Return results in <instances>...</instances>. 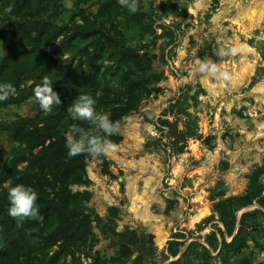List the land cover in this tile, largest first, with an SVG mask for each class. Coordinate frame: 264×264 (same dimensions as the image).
Returning <instances> with one entry per match:
<instances>
[{
  "label": "rangeland",
  "instance_id": "374dc122",
  "mask_svg": "<svg viewBox=\"0 0 264 264\" xmlns=\"http://www.w3.org/2000/svg\"><path fill=\"white\" fill-rule=\"evenodd\" d=\"M104 1L60 5L70 19L79 7L98 15ZM6 2L0 24L10 15ZM133 15L118 17L120 26L131 47L154 56L160 80L119 124L121 139L105 156L108 172L99 158H87V182L70 188L94 222L76 262L65 263L264 264V215L246 218L253 241L241 254L223 248L219 235L218 251L209 246L214 226L223 228L215 205L243 195L264 166V0H138ZM4 47L0 42V56ZM221 48L232 52L221 57ZM202 60L230 73V81L197 71ZM40 112L31 99L3 120ZM13 150L0 135V172L15 160ZM259 181L264 185V174ZM257 209L241 210L238 220Z\"/></svg>",
  "mask_w": 264,
  "mask_h": 264
},
{
  "label": "trees",
  "instance_id": "16d2710c",
  "mask_svg": "<svg viewBox=\"0 0 264 264\" xmlns=\"http://www.w3.org/2000/svg\"><path fill=\"white\" fill-rule=\"evenodd\" d=\"M60 1L7 0L10 15L0 24V42L5 45L0 56V82L12 83L17 90L15 96L0 102V135L7 134L15 143V160L0 172V264H66L69 258L76 262L78 250L93 234L94 221L86 213L81 195L70 188L87 182L90 156L68 158L65 134L73 124L85 130L92 126L72 120L67 107L79 94H90L96 99V111L109 113L110 120L120 124L160 80L152 67L154 56L142 54L126 39L118 17L128 21L134 15L117 0L104 1L96 16L79 7L70 19L63 17ZM44 76L62 103L35 117L15 114L3 120L6 110L35 100L33 89ZM120 139L110 137L112 142ZM99 160L108 172L105 156ZM21 164H25L22 169ZM263 174L264 166L257 167L243 195L215 205L223 228L214 226L215 241L209 242L214 252L220 246L218 235L223 248L236 255L253 241L246 218L264 215V185L259 181ZM5 181L31 186L37 192L36 205L43 222L26 218L17 226L8 215L7 192L2 187ZM255 204L260 209L239 221L238 213ZM169 245L168 252L177 257V242Z\"/></svg>",
  "mask_w": 264,
  "mask_h": 264
},
{
  "label": "clouds",
  "instance_id": "9594fccd",
  "mask_svg": "<svg viewBox=\"0 0 264 264\" xmlns=\"http://www.w3.org/2000/svg\"><path fill=\"white\" fill-rule=\"evenodd\" d=\"M122 9L130 14L138 11V0H117ZM232 50L221 48L217 55L223 57L231 54ZM197 71L211 74L217 79L230 81L231 75L208 60L197 62ZM16 88L12 83L0 82V102L7 101L16 95ZM33 94L39 108L43 112H49L54 105L61 104L60 95L54 91L52 82L44 76L40 83L33 89ZM96 99L90 94H79L67 107V112L74 121L87 122L90 130H85L78 124H73L65 134V148L68 158L86 154L93 159L106 156L116 150V145L110 137L118 134L119 124L110 120L107 114H102L95 109ZM7 192L9 202L8 215L17 221V226L26 218L43 222L44 217L36 205L37 192L24 184H15L5 181L2 185Z\"/></svg>",
  "mask_w": 264,
  "mask_h": 264
}]
</instances>
